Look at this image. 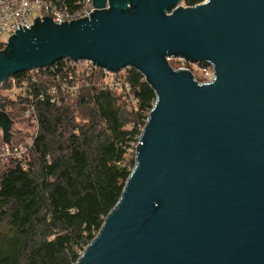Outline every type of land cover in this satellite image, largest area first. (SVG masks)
Listing matches in <instances>:
<instances>
[{
  "label": "water",
  "instance_id": "95a60500",
  "mask_svg": "<svg viewBox=\"0 0 264 264\" xmlns=\"http://www.w3.org/2000/svg\"><path fill=\"white\" fill-rule=\"evenodd\" d=\"M180 3L94 0L90 18L19 24L0 52V90L70 58L133 67L157 94L122 195L75 264H264V0L168 14ZM167 56L212 65L214 79ZM13 124L0 109L6 143Z\"/></svg>",
  "mask_w": 264,
  "mask_h": 264
},
{
  "label": "trees",
  "instance_id": "16d2710c",
  "mask_svg": "<svg viewBox=\"0 0 264 264\" xmlns=\"http://www.w3.org/2000/svg\"><path fill=\"white\" fill-rule=\"evenodd\" d=\"M123 69L117 85L97 71L60 104H37L27 170L18 159H0V264H75L117 204L135 165L126 155L157 99L141 72ZM30 74L1 86L0 109L17 126L12 143L24 140L33 122L9 91Z\"/></svg>",
  "mask_w": 264,
  "mask_h": 264
},
{
  "label": "built area",
  "instance_id": "2783aa9c",
  "mask_svg": "<svg viewBox=\"0 0 264 264\" xmlns=\"http://www.w3.org/2000/svg\"><path fill=\"white\" fill-rule=\"evenodd\" d=\"M181 6L191 7L181 1L168 14ZM130 7L131 4H128V8ZM109 8L110 2L107 1L104 9L109 10ZM96 9L98 8L95 6L94 0H0V52L6 49L10 37L16 34L17 29H20L19 24H21L22 29L24 26L30 29L36 18L40 17L43 20L44 16L52 18V21H56V23L65 21L69 23L85 16L90 18V12ZM166 61L174 70L189 71L199 84L208 83L214 79L212 65L193 63L181 56H167ZM199 70L202 75L200 78L196 76ZM97 71L101 72L113 85L118 84L120 78L117 73L120 71H110L97 65L91 59L72 60L64 58L49 66L30 70V76L11 88L9 94L11 98L25 107L24 115L32 119L33 125L29 128V135L24 140L12 143L11 137L9 143L0 144V159L2 161L11 158L18 159L22 167L27 170L30 151L34 147V138L38 132L37 104L45 99L53 104H60L64 96H73L78 93L86 76ZM144 79L147 81L145 75ZM148 119L149 114L146 123ZM145 125L141 129L139 138ZM16 129L17 126L14 123L11 128L12 134ZM0 136L3 137L2 131ZM138 142L134 147L135 155Z\"/></svg>",
  "mask_w": 264,
  "mask_h": 264
},
{
  "label": "rangeland",
  "instance_id": "374dc122",
  "mask_svg": "<svg viewBox=\"0 0 264 264\" xmlns=\"http://www.w3.org/2000/svg\"><path fill=\"white\" fill-rule=\"evenodd\" d=\"M29 71H30V70H29ZM196 76H197L198 78H200V76H202L200 70L197 71V75H196ZM0 134H1V131H0ZM132 159H135V150H134V149H132V150L130 151V153H129L128 155H126V161H129V160H132ZM82 253H83V252H81L80 255H81Z\"/></svg>",
  "mask_w": 264,
  "mask_h": 264
}]
</instances>
